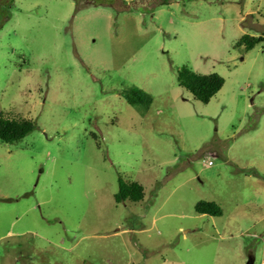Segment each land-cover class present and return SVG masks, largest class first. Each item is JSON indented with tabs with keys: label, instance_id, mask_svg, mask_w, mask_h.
Listing matches in <instances>:
<instances>
[{
	"label": "rangeland",
	"instance_id": "374dc122",
	"mask_svg": "<svg viewBox=\"0 0 264 264\" xmlns=\"http://www.w3.org/2000/svg\"><path fill=\"white\" fill-rule=\"evenodd\" d=\"M242 35L264 0H0V114L36 125L0 142V264H264V42ZM182 66L224 79L207 105ZM118 178L144 198L115 203Z\"/></svg>",
	"mask_w": 264,
	"mask_h": 264
},
{
	"label": "trees",
	"instance_id": "16d2710c",
	"mask_svg": "<svg viewBox=\"0 0 264 264\" xmlns=\"http://www.w3.org/2000/svg\"><path fill=\"white\" fill-rule=\"evenodd\" d=\"M264 42L262 37H254L242 35L235 47L243 46L244 50L250 51L256 45ZM177 85L188 91L192 97L201 104L207 105L210 100L220 91L224 85V79L216 73L208 75H199L192 72L185 66H182L176 74ZM129 105H141L148 108L152 102L151 97L139 89H129L124 92ZM36 129L33 121L28 119H11L0 114V142L5 144H13L32 133ZM144 198L143 187L136 183H126L118 178V192L114 195L115 203L139 202ZM195 212L198 215H206L210 217H220L222 210L219 205L214 202L201 201L195 206Z\"/></svg>",
	"mask_w": 264,
	"mask_h": 264
},
{
	"label": "built area",
	"instance_id": "2783aa9c",
	"mask_svg": "<svg viewBox=\"0 0 264 264\" xmlns=\"http://www.w3.org/2000/svg\"><path fill=\"white\" fill-rule=\"evenodd\" d=\"M207 165H208V166H211V165H212V163H211V162H207Z\"/></svg>",
	"mask_w": 264,
	"mask_h": 264
},
{
	"label": "flooded vegetation",
	"instance_id": "af4514ba",
	"mask_svg": "<svg viewBox=\"0 0 264 264\" xmlns=\"http://www.w3.org/2000/svg\"><path fill=\"white\" fill-rule=\"evenodd\" d=\"M126 183H128V182H126Z\"/></svg>",
	"mask_w": 264,
	"mask_h": 264
},
{
	"label": "crops",
	"instance_id": "0c3cea01",
	"mask_svg": "<svg viewBox=\"0 0 264 264\" xmlns=\"http://www.w3.org/2000/svg\"><path fill=\"white\" fill-rule=\"evenodd\" d=\"M264 263V262H263Z\"/></svg>",
	"mask_w": 264,
	"mask_h": 264
}]
</instances>
